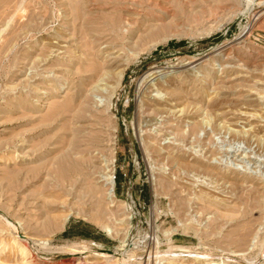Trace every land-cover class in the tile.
<instances>
[{"label": "rangeland", "instance_id": "obj_1", "mask_svg": "<svg viewBox=\"0 0 264 264\" xmlns=\"http://www.w3.org/2000/svg\"><path fill=\"white\" fill-rule=\"evenodd\" d=\"M74 92L102 143L63 182ZM174 254L264 264V0H0V264Z\"/></svg>", "mask_w": 264, "mask_h": 264}, {"label": "bare ground", "instance_id": "obj_2", "mask_svg": "<svg viewBox=\"0 0 264 264\" xmlns=\"http://www.w3.org/2000/svg\"><path fill=\"white\" fill-rule=\"evenodd\" d=\"M13 1V0H12ZM92 55V54H91ZM97 65V64H96ZM100 66V65H99ZM99 66H95V64H93L92 66H90V67H86L85 68V71L84 72H91V75H95L96 76V73L97 74H101V72H103L102 70L105 68H103V64H102V66L101 67H99ZM81 72V71H80ZM64 76V75H63ZM98 76V75H97ZM100 76V75H99ZM94 78V76H92V79ZM64 79V78H63ZM87 79H89V78H87ZM86 79V80H87ZM81 87H83L82 85H81ZM79 88V87H78ZM83 89H84V87H83ZM75 91H76V89H75ZM81 90L79 89V92H80ZM79 92H74V94H69V95H67L64 99H63V114L65 115V116H63L64 118L63 119H65L64 121H63V132H66L65 134H64V136L66 137V147L65 148H67V150L66 151H68L67 153H65L63 156H62V162H65V164H60V166L61 165H63V166H61V167H59V172L61 173V175H63V182H69V178H70V175H71V173H73V172H79V173H81L82 171H83V167L80 165V160H81V162L84 160V161H87V160H89L90 161V163H91V161H92V159H90V156L89 155H87L86 156V152L88 151V147H90V145H92L93 146V144L94 143H96V141L98 142V141H100V140H98L97 138H99V133L97 134V132L95 131V130H93V129H91V130H89V131H87V129H85V130H83L84 128H86L85 127V125H82V124H79V123H81L80 121H82V115H83V113H84V109H86V108H84L83 109V106H82V104L84 105V103H82V102H84V101H80L81 100V96L79 97V94L81 93H79ZM83 100V99H82ZM87 105V104H86ZM85 106V105H84ZM86 107V106H85ZM62 108V107H61ZM87 109H88V107H87ZM86 109V110H87ZM88 111V110H87ZM86 111V112H87ZM85 116H86V114H85ZM84 116V117H85ZM91 116H93V118H94V114H91ZM90 116V117H91ZM87 117V116H86ZM89 118V117H88ZM87 118V119H88ZM92 118V119H93ZM96 118V117H95ZM84 121V120H83ZM94 121V120H93ZM98 121V120H97ZM88 122H89V119H88ZM91 122V121H90ZM95 123H96V121H94ZM92 123V124H90L89 123V128L88 129H90V128H94L96 125H95V123ZM98 123H99V121H98ZM95 126H94V125ZM97 124V123H96ZM100 124V123H99ZM102 124V123H101ZM98 125V124H97ZM103 127V124L102 125H100V127ZM101 127V128H102ZM95 128H97V130H98V127L96 126ZM94 128V129H95ZM100 129V128H99ZM99 131V130H98ZM102 131H104V130H102ZM82 132H84L85 133V135H83L82 134ZM103 134H104V132H102ZM101 134V133H100ZM102 135V134H101ZM100 135V136H101ZM102 137H100V139H101ZM104 141V140H103ZM101 142V141H100ZM102 143V142H101ZM98 144V143H97ZM100 144H98V146H99ZM96 146V145H95ZM98 146H96V147H98ZM108 146V145H107ZM100 147V146H99ZM98 147V148H99ZM91 148H95V147H91ZM97 148V149H98ZM111 149L112 147H109L108 146V149ZM75 151H74V150ZM65 150V149H64ZM69 150H73L74 152V154H75V158L77 159H80V160H74V161H72V155H70V154H68L69 153ZM93 150V149H92ZM95 150V149H94ZM94 150H93V152H94ZM65 152V151H64ZM89 152V151H88ZM90 152H92V151H90ZM112 152V151H111ZM72 153V154H73ZM93 154V153H92ZM115 153L113 152L112 153V155H114ZM111 155V156H112ZM170 155H171V153H170ZM115 156V155H114ZM63 157L64 158H66V159H64L65 161H63ZM95 157V156H94ZM113 157V156H112ZM111 161H109V164L106 166V170L104 171V174H103V176H102V180H100L102 183H103V187H104V193H105V190H106V194L110 197V198H115V196H116V192H115V184H116V182H115V175H114V165H115V159H114V157L112 158V159H110ZM94 161H95V158H94ZM89 163V164H90ZM93 163V162H92ZM91 163V164H92ZM95 163H93V165H94ZM81 166V167H80ZM96 166V165H95ZM85 168V167H84ZM91 168V167H90ZM85 170V169H84ZM88 171V170H87ZM85 172V171H84ZM90 172V171H89ZM87 173V172H86ZM82 174V173H81ZM81 174H79V178H81L80 176H81ZM91 174V173H90ZM83 175V174H82ZM84 176V175H83ZM89 176V175H88ZM78 177V176H77ZM85 177V176H84ZM83 177V178H84ZM74 177L72 176V178L71 179H73ZM79 178H78V180H79ZM88 178V177H87ZM92 178V177H91ZM80 180H82V178L80 179ZM83 181V180H82ZM84 181H88V180H84ZM84 181H83V183H84ZM94 181V180H93ZM92 181V182H93ZM77 182V181H76ZM78 183V182H77ZM95 183V182H94ZM74 184V183H73ZM85 184V183H84ZM86 184H88V183H86ZM99 184V183H98ZM83 185V184H82ZM93 185V184H92ZM81 186V185H80ZM79 186V187H80ZM90 186V185H89ZM95 186V185H94ZM97 186V185H96ZM98 187V186H97ZM81 188H82V186H81ZM80 188V189H81ZM83 188H85V187H83ZM99 188H101L100 186L98 187V189L96 190V191H99ZM89 189H90V187H89ZM91 189H93V188H91ZM71 190V189H70ZM101 190V189H100ZM70 191H69V189H64L63 188V193H65V194H70L69 193ZM89 192H90V190H89ZM92 193H93V195H94V191L92 190L91 191ZM90 195V194H89ZM94 196H97V195H94ZM93 196V197H94ZM101 200V199H100ZM114 200V199H113ZM97 204H99V203H97ZM258 205V204H257ZM99 207L100 206H102V204L100 205H98ZM102 207H100V208H98V209H101ZM71 213V212H70ZM70 215L71 214H68V215H66L64 218H62V219H56L55 220V226H56V228H57V230H61V229H63V227H64V225H65V223L68 221V219L70 218ZM10 224V223H9ZM243 224V223H242ZM244 225V224H243ZM241 227V226H240ZM104 229L110 234V235H114V232H113V230L108 226V225H105L104 226ZM240 229V228H239ZM25 237V236H24ZM89 248V247H88ZM85 251H87V250H85ZM75 252V251H74ZM89 252V251H88ZM98 254V256H104V257H108L106 254H102V253H97ZM194 254V253H193ZM175 255V254H174ZM123 256V255H122ZM111 257H112V255H111ZM110 257V258H111ZM175 257V258H174ZM129 258H131V257H129ZM128 258V259H129ZM117 259V258H116ZM115 259V260H116ZM124 259H126V258H124ZM163 260H165V261H163V262H159L160 264H167L168 262L169 263H171V261L170 260H172V261H174V259H177V255H175V256H173V257H166V258H162ZM194 259H196L197 261L199 260H202V259H204V258H202L201 256H198V257H196V258H194ZM207 259V258H206ZM127 260V259H126ZM128 261V260H127Z\"/></svg>", "mask_w": 264, "mask_h": 264}, {"label": "crops", "instance_id": "obj_3", "mask_svg": "<svg viewBox=\"0 0 264 264\" xmlns=\"http://www.w3.org/2000/svg\"><path fill=\"white\" fill-rule=\"evenodd\" d=\"M85 228H80L72 233V235L75 236H83L89 240H92L93 242H97L98 238L91 232V230L87 229L86 227H89L87 224H84ZM69 233V232H68Z\"/></svg>", "mask_w": 264, "mask_h": 264}, {"label": "trees", "instance_id": "obj_4", "mask_svg": "<svg viewBox=\"0 0 264 264\" xmlns=\"http://www.w3.org/2000/svg\"><path fill=\"white\" fill-rule=\"evenodd\" d=\"M172 43V42H171ZM70 234V233H69ZM68 233H67V235H69ZM70 236V235H69Z\"/></svg>", "mask_w": 264, "mask_h": 264}]
</instances>
